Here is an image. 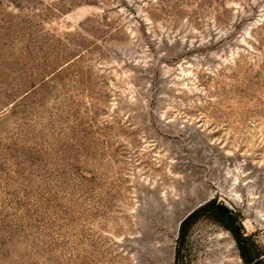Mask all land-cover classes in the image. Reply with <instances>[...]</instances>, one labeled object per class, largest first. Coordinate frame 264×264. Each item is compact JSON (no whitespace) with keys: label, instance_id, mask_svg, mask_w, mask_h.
Instances as JSON below:
<instances>
[{"label":"rangeland","instance_id":"1","mask_svg":"<svg viewBox=\"0 0 264 264\" xmlns=\"http://www.w3.org/2000/svg\"><path fill=\"white\" fill-rule=\"evenodd\" d=\"M212 199L264 264V0H0V264H247Z\"/></svg>","mask_w":264,"mask_h":264},{"label":"trees","instance_id":"2","mask_svg":"<svg viewBox=\"0 0 264 264\" xmlns=\"http://www.w3.org/2000/svg\"><path fill=\"white\" fill-rule=\"evenodd\" d=\"M203 215H207L213 221L219 223L233 234L238 243L240 255L245 263L257 264L256 259L258 258L259 254L254 253V244L251 243L248 238L243 236L238 224V215L235 214L224 203L218 202L216 199H212L199 206L181 222V239H183L187 235L192 224Z\"/></svg>","mask_w":264,"mask_h":264},{"label":"bare ground","instance_id":"3","mask_svg":"<svg viewBox=\"0 0 264 264\" xmlns=\"http://www.w3.org/2000/svg\"><path fill=\"white\" fill-rule=\"evenodd\" d=\"M239 176V175H238ZM251 193V192H250ZM249 194V193H248ZM233 196V195H232ZM235 196V195H234ZM172 201V200H171ZM173 203V202H172ZM161 204V203H160ZM164 204V203H163ZM165 206H166V204H165ZM164 210V209H163ZM170 210V209H169ZM180 220V219H179ZM237 256H238V254H237Z\"/></svg>","mask_w":264,"mask_h":264},{"label":"water","instance_id":"4","mask_svg":"<svg viewBox=\"0 0 264 264\" xmlns=\"http://www.w3.org/2000/svg\"><path fill=\"white\" fill-rule=\"evenodd\" d=\"M187 216H188V215H187ZM187 216H186V217H187ZM186 217H185V218H186ZM185 218H184V219H185ZM184 219H183V220H184ZM183 220H182V221H183ZM182 221H181V222H182Z\"/></svg>","mask_w":264,"mask_h":264}]
</instances>
